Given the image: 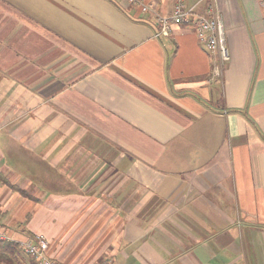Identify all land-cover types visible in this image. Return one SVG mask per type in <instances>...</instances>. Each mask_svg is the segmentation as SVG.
Returning <instances> with one entry per match:
<instances>
[{
	"label": "crops",
	"instance_id": "0c3cea01",
	"mask_svg": "<svg viewBox=\"0 0 264 264\" xmlns=\"http://www.w3.org/2000/svg\"><path fill=\"white\" fill-rule=\"evenodd\" d=\"M0 0V231L58 264H264V0ZM17 264H36L23 252Z\"/></svg>",
	"mask_w": 264,
	"mask_h": 264
},
{
	"label": "built area",
	"instance_id": "2783aa9c",
	"mask_svg": "<svg viewBox=\"0 0 264 264\" xmlns=\"http://www.w3.org/2000/svg\"><path fill=\"white\" fill-rule=\"evenodd\" d=\"M130 4L138 6L143 13L152 11L151 6L143 0H127ZM157 38L169 37L174 26L193 25L198 40L216 56L214 73L220 76L223 67L231 60L226 36L225 21L215 12L213 5L208 7V16H199L187 9L182 0L175 5L171 16L155 15ZM0 241L17 243L22 252L32 258L36 264H58L49 254V241L44 235H36L25 241H15L5 232L0 231ZM98 264H116L113 258H106Z\"/></svg>",
	"mask_w": 264,
	"mask_h": 264
},
{
	"label": "trees",
	"instance_id": "16d2710c",
	"mask_svg": "<svg viewBox=\"0 0 264 264\" xmlns=\"http://www.w3.org/2000/svg\"><path fill=\"white\" fill-rule=\"evenodd\" d=\"M17 243L0 241V263L17 264V256L22 252Z\"/></svg>",
	"mask_w": 264,
	"mask_h": 264
},
{
	"label": "rangeland",
	"instance_id": "374dc122",
	"mask_svg": "<svg viewBox=\"0 0 264 264\" xmlns=\"http://www.w3.org/2000/svg\"><path fill=\"white\" fill-rule=\"evenodd\" d=\"M21 252V251H20ZM22 253V252H21ZM24 253V252H23ZM25 254V253H24ZM0 264H5V263H0Z\"/></svg>",
	"mask_w": 264,
	"mask_h": 264
}]
</instances>
